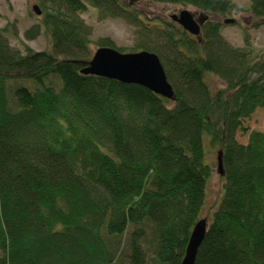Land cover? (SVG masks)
<instances>
[{"label": "trees", "instance_id": "trees-1", "mask_svg": "<svg viewBox=\"0 0 264 264\" xmlns=\"http://www.w3.org/2000/svg\"><path fill=\"white\" fill-rule=\"evenodd\" d=\"M36 1L38 23L24 35L42 31L50 49H31L14 21L0 27V264H180L202 217L194 264H264V130L236 138L264 108V47L246 33L231 44L209 16L243 10L258 26L264 0H146L207 15L198 35L171 18L148 26L124 0ZM87 4L133 26L136 44L92 41ZM91 43L156 53L173 97L81 74ZM209 75L223 86L212 89ZM214 150L222 192L206 217Z\"/></svg>", "mask_w": 264, "mask_h": 264}, {"label": "rangeland", "instance_id": "rangeland-1", "mask_svg": "<svg viewBox=\"0 0 264 264\" xmlns=\"http://www.w3.org/2000/svg\"><path fill=\"white\" fill-rule=\"evenodd\" d=\"M130 2L134 8L140 10L143 13L142 19L147 25H160L161 21L168 20L171 14L178 13L181 9H188L195 17H198L201 13L199 10L194 9L190 5L171 4L162 2H152L146 0H124ZM242 6H246L250 0H231ZM36 0H0V27L4 26L6 22L14 21L18 30L19 38L23 40L25 44L34 50L50 49L51 43L48 36L42 31L33 39H27L24 35L28 27H31L34 23H38V19L35 18L39 14L34 10L36 6ZM85 12L81 13V17L85 20L87 25L92 27V33L90 38L95 41L99 37H110L116 46L132 48L137 42L136 29L126 21L119 17H104L99 16L97 8L87 4ZM31 14V15H30ZM211 19L225 21L226 19H232L231 23H224L222 28L223 36L233 45L241 46L244 44V33L248 35L251 44L256 50L264 47V24L254 26L256 18L252 17L246 11H236L222 17L217 14H209ZM154 27V26H152ZM10 43L15 47H21L19 39L13 37L8 38ZM91 51L94 52L96 45L90 44ZM208 83L212 89L222 87V82L213 76H208ZM244 129L238 131L236 138L243 144L247 141L248 133L251 130H264V108H257L254 113L243 120ZM213 161L216 162L217 150H214L211 154ZM215 168L212 176L207 182L205 205L202 211L203 216L208 217L210 212L219 202V197L222 192V178Z\"/></svg>", "mask_w": 264, "mask_h": 264}, {"label": "water", "instance_id": "water-1", "mask_svg": "<svg viewBox=\"0 0 264 264\" xmlns=\"http://www.w3.org/2000/svg\"><path fill=\"white\" fill-rule=\"evenodd\" d=\"M37 14L40 12L34 6ZM172 21L175 20L186 31L193 35H198L200 26L206 20L207 15L200 14L195 17L188 9H181L178 13L170 15ZM233 22L226 19L225 23ZM98 75L102 77L117 79L125 83H136L147 87L156 94L167 98L173 97V89L169 84L163 65L154 52L139 50L135 52H121L117 48L100 46L91 55L89 63L81 67V74ZM221 153L217 156V171L222 174ZM207 220L205 217L197 219L194 224L184 256L180 264H194L197 251L205 236Z\"/></svg>", "mask_w": 264, "mask_h": 264}]
</instances>
